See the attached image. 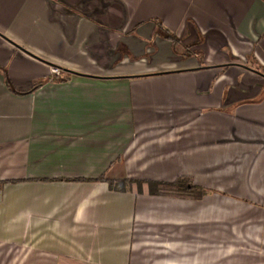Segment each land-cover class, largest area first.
Listing matches in <instances>:
<instances>
[{
    "label": "crops",
    "instance_id": "obj_1",
    "mask_svg": "<svg viewBox=\"0 0 264 264\" xmlns=\"http://www.w3.org/2000/svg\"><path fill=\"white\" fill-rule=\"evenodd\" d=\"M0 264H264V0H0Z\"/></svg>",
    "mask_w": 264,
    "mask_h": 264
},
{
    "label": "trees",
    "instance_id": "obj_2",
    "mask_svg": "<svg viewBox=\"0 0 264 264\" xmlns=\"http://www.w3.org/2000/svg\"><path fill=\"white\" fill-rule=\"evenodd\" d=\"M163 26L157 22L156 34L161 35L164 38L169 39L173 44H177L179 39L175 34L171 33L167 29L162 28ZM111 188L115 190H125L131 184L136 185L137 191H146L149 194L177 197V198H191L199 199L207 193L212 192L211 188L202 187L196 185L190 181L189 178L180 177L174 181H157V180H110Z\"/></svg>",
    "mask_w": 264,
    "mask_h": 264
},
{
    "label": "built area",
    "instance_id": "obj_3",
    "mask_svg": "<svg viewBox=\"0 0 264 264\" xmlns=\"http://www.w3.org/2000/svg\"><path fill=\"white\" fill-rule=\"evenodd\" d=\"M57 70H58V68H56V67H52L51 72H52V73H57Z\"/></svg>",
    "mask_w": 264,
    "mask_h": 264
},
{
    "label": "rangeland",
    "instance_id": "obj_4",
    "mask_svg": "<svg viewBox=\"0 0 264 264\" xmlns=\"http://www.w3.org/2000/svg\"><path fill=\"white\" fill-rule=\"evenodd\" d=\"M212 192H215V190H214V189H212ZM212 192H210V193H212ZM207 194H209V193H207Z\"/></svg>",
    "mask_w": 264,
    "mask_h": 264
}]
</instances>
